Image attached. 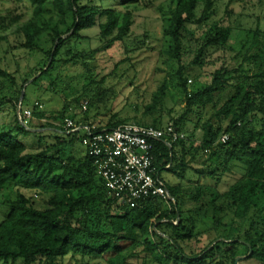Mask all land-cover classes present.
<instances>
[{"label": "trees", "instance_id": "trees-1", "mask_svg": "<svg viewBox=\"0 0 264 264\" xmlns=\"http://www.w3.org/2000/svg\"><path fill=\"white\" fill-rule=\"evenodd\" d=\"M43 1L32 0L35 16L40 15ZM176 1L165 33L180 57L185 42L195 35L190 25L204 24L212 14L213 2L207 0L200 16L199 0ZM255 1L264 3V0ZM53 4L61 17L71 15L72 28L68 31L71 34L65 37L66 33L59 27L51 28L48 68L35 75V83L49 75L70 40L85 38L82 31L98 27L100 37L106 41L103 48L109 49L125 41L134 23L129 7L121 13L95 5L94 0H53ZM50 27L35 24L33 19L24 24L20 28L25 38L21 47L36 49L40 36ZM235 31L246 32L233 57L236 67L223 63L212 72L211 83L198 95L188 93L186 112L178 121L182 123L190 114L198 104V96L207 97L214 112L202 125L201 141L194 143L186 138L169 145L165 141L156 143L154 155L160 178L174 199L168 205H162L165 201L162 198L152 197L126 206L106 189L86 152L76 164L68 163L71 162L68 159L66 162L57 146L29 152L18 136L39 134L46 129L39 126L45 111L33 105L30 108L34 118L24 125L17 114L22 92H11L5 81L3 84L0 81V111L6 105L15 109L14 124L0 123V193L10 188L15 191L8 214L0 223V260L60 264L70 253L72 258L101 259L102 264H132L146 259L157 264H215V261L241 264L255 259L264 264V28L259 19L253 27L246 28L241 15L227 7L224 15L194 40L198 55L192 64L205 67L206 50L226 48ZM3 39L0 37V43ZM70 54L73 59L82 56L67 50V55ZM0 76L14 83L12 73L1 65ZM179 86L186 92L187 79L182 78ZM165 90V84L157 89L152 104L148 105L149 111L155 109ZM215 94L219 96L214 100ZM55 119L62 124L54 128L65 133L66 108ZM124 123L127 122L110 121L100 128L111 129ZM137 124L164 127L156 120ZM174 125L177 131L181 130L177 123ZM223 135H228L225 143L221 142ZM66 136L69 144L81 142L80 131ZM206 153L210 156L202 158L199 164L210 161L216 167L208 171L209 180L200 183L199 177L205 170L193 167L192 163ZM233 162L242 164L245 172L222 192L219 189L222 175L217 171L223 165V172H228ZM163 171L174 173L181 180L195 172L198 178L189 181L194 191L187 193L184 184L166 181ZM30 193L45 199L47 206L38 207ZM186 200L200 209H186ZM202 216H212L214 227L210 231L215 230L216 236L198 253H187V243L198 235L196 223Z\"/></svg>", "mask_w": 264, "mask_h": 264}, {"label": "rangeland", "instance_id": "rangeland-1", "mask_svg": "<svg viewBox=\"0 0 264 264\" xmlns=\"http://www.w3.org/2000/svg\"><path fill=\"white\" fill-rule=\"evenodd\" d=\"M95 5L104 9H116L123 13L126 7L134 15V23L130 35L122 43L105 49L106 41L99 35V28H89L81 32L85 38L70 40L62 53L57 58L52 70L47 77L38 80L35 75L40 70L47 69L49 64V53L51 40L48 34L51 28L59 27L65 32V37L70 36L72 28V17L67 15L61 17L54 7L53 0H44L41 3V13L35 16V5L32 0H0V37L4 38L0 43V65L14 76L12 79H3L7 89L11 92L17 90L26 95L22 101L21 108H30L35 102L43 105L41 110L45 111V117L39 126L44 125L46 129L40 130L39 134H20L18 140L22 142L29 152H37L46 147L57 146L60 153L71 162L76 164L85 155V148L80 141L73 144L68 140L65 133L54 127L62 123L58 117L66 108L67 116H73L75 122H90L104 127L110 121L122 120L124 122L152 123L153 120L162 126L174 122L178 124L179 133L183 139L191 138L194 143L202 139V125L214 112L213 103L208 102L207 97L198 96L197 105L186 116L182 123L178 121L187 109V98L189 91L198 95L199 91L211 83L212 72L221 67L223 63L230 68L236 67L237 61L234 55L240 49V42L245 40L246 32L235 31L226 48H209L206 50L208 64L205 67L194 66L192 63L198 55L197 44L194 41L215 21L219 20L225 13L226 8H233L236 15H241L242 23L246 28L253 27L259 19L261 27L264 28V3L255 0H212V14L201 26L190 25L194 37L186 41L180 57L172 49L170 38L165 30L170 24L171 13L175 8L176 0H94ZM207 0H199L198 14L206 9ZM35 24L50 25L37 42L36 49L22 48L25 38L20 28L32 20ZM68 32V33H67ZM127 49V52L125 51ZM67 50L73 54L82 56L73 59V55H67ZM101 50V51H99ZM73 59V60H72ZM126 59V60H125ZM125 60V61H123ZM123 61V62H121ZM181 71V72H180ZM187 79V91L180 87L181 79ZM189 79L192 83H189ZM0 83V86L2 85ZM165 84L164 95L159 99L153 111L148 110L152 104L154 93ZM188 96V97H187ZM215 94L213 99H217ZM89 102L86 112L82 109L83 102ZM19 109V106H18ZM17 109V110H18ZM12 105H6L0 111V123L14 124L15 111ZM31 122V121H30ZM29 122V123H30ZM260 128V122L256 123ZM199 155L192 166L205 170L204 175L199 177L200 183L209 180L208 171L212 168L210 161L204 165L199 161L208 159L210 156ZM228 172H223V165L219 166L218 174L222 175L219 184L220 191H226L230 185L238 180L245 172L244 166L233 162ZM162 177L172 184H184V191H194L190 179H197L195 172L187 174L184 180L169 171H163ZM37 206H47L45 199L35 196ZM15 199V191L10 188L0 193V223L6 218L9 211V202ZM174 202V199H173ZM170 204L163 201L162 205ZM126 206H131L125 204ZM184 207L198 211L199 206L191 200H186ZM227 223V222H226ZM214 221L212 216L203 217L196 223L198 235L187 243V253H198L216 236L213 230ZM245 258V257H244ZM246 260V259H245ZM217 261L214 263L216 264ZM0 264H23L22 260L3 261ZM35 264H46L39 261ZM60 264H102L101 259H82L80 256L72 258L68 253L63 257ZM132 264H157L151 259L145 261H134ZM241 264H262L255 259L243 261Z\"/></svg>", "mask_w": 264, "mask_h": 264}, {"label": "built area", "instance_id": "built-area-1", "mask_svg": "<svg viewBox=\"0 0 264 264\" xmlns=\"http://www.w3.org/2000/svg\"><path fill=\"white\" fill-rule=\"evenodd\" d=\"M188 82L192 83V80ZM34 106L43 108L38 101ZM82 109H88L87 101L82 103ZM17 114L24 125L34 118L31 108L20 110ZM63 129L66 134L81 132V144L91 158L97 176L120 202L132 205L135 201L152 197L173 201L160 178L154 155L156 143L165 141L169 145L170 142L183 139L173 122L164 127L129 122L104 129L90 122L78 125L73 118L68 117ZM227 140L228 135H223L221 142Z\"/></svg>", "mask_w": 264, "mask_h": 264}, {"label": "water", "instance_id": "water-1", "mask_svg": "<svg viewBox=\"0 0 264 264\" xmlns=\"http://www.w3.org/2000/svg\"><path fill=\"white\" fill-rule=\"evenodd\" d=\"M23 99H24V92H22V95H21L18 112L21 110V103H22Z\"/></svg>", "mask_w": 264, "mask_h": 264}]
</instances>
